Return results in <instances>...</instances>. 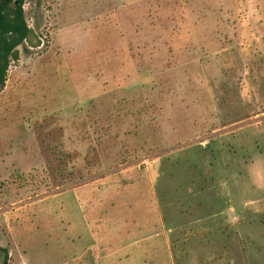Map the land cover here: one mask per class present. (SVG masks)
Instances as JSON below:
<instances>
[{
  "label": "rangeland",
  "instance_id": "obj_1",
  "mask_svg": "<svg viewBox=\"0 0 264 264\" xmlns=\"http://www.w3.org/2000/svg\"><path fill=\"white\" fill-rule=\"evenodd\" d=\"M22 9L0 264H264V0Z\"/></svg>",
  "mask_w": 264,
  "mask_h": 264
},
{
  "label": "trees",
  "instance_id": "obj_2",
  "mask_svg": "<svg viewBox=\"0 0 264 264\" xmlns=\"http://www.w3.org/2000/svg\"><path fill=\"white\" fill-rule=\"evenodd\" d=\"M23 0H0V89L3 87L9 60L17 59L16 47L28 40L31 29L26 25L22 9ZM2 264L6 263V250Z\"/></svg>",
  "mask_w": 264,
  "mask_h": 264
},
{
  "label": "crops",
  "instance_id": "obj_3",
  "mask_svg": "<svg viewBox=\"0 0 264 264\" xmlns=\"http://www.w3.org/2000/svg\"><path fill=\"white\" fill-rule=\"evenodd\" d=\"M133 237V238H132ZM129 236L128 238L129 239H134L133 241H136V243H130V242H128L127 243V241L129 240L128 238H127V240H125L126 242H124V246H123V248H121V250L120 251H122V252H125V250L127 249V248H130V247H133V248H130V249H128L129 251L130 250H132V251H134V254H131L132 256H130V260H126L125 259V261H129V262H133L134 264H136L137 262H138V260H137V256H140V248H139V246L137 245V241H139V244L141 243V235L138 233L137 234V232H136V236ZM133 244V245H132ZM126 264H129V263H126Z\"/></svg>",
  "mask_w": 264,
  "mask_h": 264
}]
</instances>
